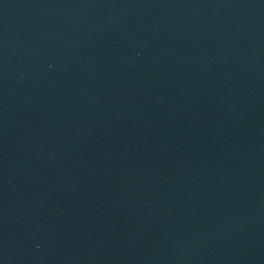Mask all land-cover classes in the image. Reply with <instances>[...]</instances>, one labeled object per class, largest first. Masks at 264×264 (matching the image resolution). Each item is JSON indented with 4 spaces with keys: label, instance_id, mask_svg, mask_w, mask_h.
Here are the masks:
<instances>
[{
    "label": "water",
    "instance_id": "95a60500",
    "mask_svg": "<svg viewBox=\"0 0 264 264\" xmlns=\"http://www.w3.org/2000/svg\"><path fill=\"white\" fill-rule=\"evenodd\" d=\"M0 264H264V0H0Z\"/></svg>",
    "mask_w": 264,
    "mask_h": 264
}]
</instances>
